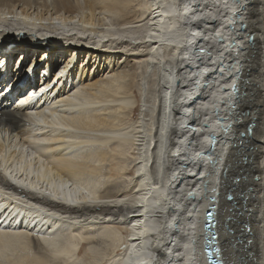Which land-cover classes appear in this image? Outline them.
I'll return each mask as SVG.
<instances>
[{
  "label": "bare ground",
  "instance_id": "obj_1",
  "mask_svg": "<svg viewBox=\"0 0 264 264\" xmlns=\"http://www.w3.org/2000/svg\"><path fill=\"white\" fill-rule=\"evenodd\" d=\"M242 2L0 0V136L23 146L0 140V264H40L33 246L50 264H208L214 205L223 263L264 264V0ZM146 82L161 107L147 143L114 110L137 93L146 121ZM114 158L130 191L105 178Z\"/></svg>",
  "mask_w": 264,
  "mask_h": 264
},
{
  "label": "rangeland",
  "instance_id": "obj_2",
  "mask_svg": "<svg viewBox=\"0 0 264 264\" xmlns=\"http://www.w3.org/2000/svg\"><path fill=\"white\" fill-rule=\"evenodd\" d=\"M76 1V0H75ZM83 2V1H82ZM133 12H134V10L132 11V16H133ZM130 15H131V13H130ZM136 15L134 14V17H135ZM140 24H143V23H139V24H136V25H140ZM26 37H29V36H26ZM17 45H18V43H17ZM16 49L17 48H14L13 50L14 51H16ZM45 50V49H44ZM93 50V49H92ZM94 52H97V51H95V50H93ZM37 58H38V61H40V59H41V57H40V54L39 55H37L36 56ZM21 58L22 57H19V53H17V54H14L13 55V59L11 60V64H12V62H13V60H16V63L19 61V60H21ZM32 58L33 57H31V59L30 60H28L27 62H25L24 64H23V70L25 71V68L26 67H28V65H29V63H31V60H32ZM68 58V57H67ZM133 58V57H132ZM81 59V64H83V60L85 59V62H84V66H86V65H88V64H93L94 63V60H92L91 61V63H90V60L88 61L87 59H88V57H81L80 58ZM69 60V59H68ZM103 62H104V60H103ZM164 61H162V63H163ZM165 63V62H164ZM163 63V64H164ZM10 64V65H11ZM60 64V63H59ZM95 64V63H94ZM22 65V64H21ZM12 66V65H11ZM61 66V65H60ZM94 66V65H93ZM13 67V66H12ZM62 67V66H61ZM58 67H56V69H57ZM42 69V65H40L39 64V68H37V70H36V73L37 72H39V74L38 75H36L37 77H39V75L40 76H42V72H40V71H43V70H41ZM88 71L89 72H92L93 71V67L92 66H89L88 68ZM9 70H10V68H9ZM141 72H143L142 70H139V73H141ZM42 73V74H41ZM151 73V75L148 77L149 79H152L153 80V78L155 79V73L153 72V71H151L150 72ZM107 73H105V75H106ZM158 75V74H157ZM0 76H1V74H0ZM16 78H17V76L15 75V74H12L11 75V80H13V79H15L14 81H13V83L16 81ZM26 79H28V78H26ZM40 79V78H39ZM21 80V79H20ZM20 80H18V81H20ZM2 83V81L0 82V84ZM14 84H17V83H14ZM12 86V85H11ZM10 86V87H11ZM4 89V90H3ZM143 91H142V94H144V98H145V101L147 102L148 100H150L151 99V101H152V103H153V101L156 99L157 100V96H158V93H157V95L155 96H151V92H150V87H149V83L148 82H146V84L145 85H143ZM0 90H2V91H0V98L2 99V96H3V98H6L7 97V95H6V93H8V91H7V89L5 88V86H2L1 85V87H0ZM145 92V93H144ZM150 93V94H149ZM35 94V93H34ZM44 94V92H42V95ZM129 94L135 99V103H136V106L132 109V110H124V109H122L120 106V108L118 107V106H116V105H118V104H116V103H110V104H107V103H104V104H102V105H98V107H97V112H99V114H104L105 116L107 115V112H102V111H104L105 110V108L107 107V106H116L117 107V109H116V107H115V111L117 112V114H118V112H119V114H118V116H119V121L121 122L122 121V124H125L126 122H127V124L126 125H131V127H133L136 131L135 132H141V136L142 137H144V139L146 140H144L146 143L148 142V140H152V138H153V136L155 135L154 133H156V130H154V129H156V127H155V125H156V121H157V118H158V115H159V113H160V111L159 110H161V107H160V104H159V101L157 100V101H154V103L152 104L151 103V105L150 106H148L149 108H148V115L150 116L149 118H147L146 119V121H145V119L143 120V116H141L140 117V115H138L139 113H138V109H139V105H140V100L142 101V104L141 105H143V99L142 98H139L138 97V94L136 93H134V92H129ZM45 95V94H44ZM148 95V96H147ZM21 96H23V94L21 95ZM21 96L17 99L16 97L15 98H13L12 99V101L13 102H11V104H12V106H14V107H16V106H19L20 104H21V101H22V99H20L21 98ZM21 101H20V100ZM37 99H39V97L37 98ZM20 101V102H17V101ZM16 101V102H15ZM20 103V104H19ZM156 103V104H155ZM14 104V105H13ZM107 105V106H106ZM144 105H145V102H144ZM143 105V106H144ZM158 105H159V107H158ZM11 106V107H12ZM102 106V107H101ZM138 106V107H137ZM154 106V107H153ZM100 107V108H99ZM99 109H101V110H99ZM103 109V110H102ZM107 109V108H106ZM106 111V110H105ZM146 111V112H147ZM101 112V113H100ZM125 112V113H124ZM150 112V113H149ZM122 113H124V115L122 114ZM152 115V116H151ZM103 116V115H102ZM121 116V117H120ZM104 117V116H103ZM139 119H140V121H139ZM124 120V121H123ZM143 122H142V121ZM139 121V122H138ZM142 122V123H141ZM147 122V123H146ZM149 122V123H148ZM130 123V124H129ZM140 123V124H139ZM153 123V124H152ZM152 124V125H151ZM133 125V126H132ZM151 125V126H150ZM136 126H138V127H140V128H138V127H136ZM155 128H154V127ZM27 127H29V125H27ZM31 128V127H30ZM36 129H38V127H36ZM153 129V130H152ZM152 130V131H151ZM153 131H154V133H153ZM2 136H0V140L5 144V145H7V146H11L13 149H15L16 147L19 149V146H20V148L21 147H23L22 146V143L20 144V142H18L19 141V138L18 137H12V135H8V133L6 132V133H3V134H1ZM150 138V139H149ZM16 139V140H15ZM14 140V141H13ZM12 143H13V145H12ZM15 144V145H14ZM24 147H26V148H23L24 150H26V154L28 153V151H29V153L27 154L29 157L28 158H30V160H34L35 161V159H36V154L34 155L33 154V149L31 148V146H24ZM112 148L113 147H108L107 148V152L110 154V152H112ZM135 148H137V146L135 147ZM29 149V150H28ZM131 149V148H130ZM130 149H129V152H132V151H130ZM136 150V149H135ZM151 150V149H150ZM34 155V156H33ZM32 156V157H31ZM132 156V155H131ZM117 158L116 159H118V160H116L115 161V158H114V160H111V159H109V160H106L105 162H103V173H104V175H105V178L107 177V179H109V177H111L113 174H114V172L113 171H111L110 169H111V164L113 163V161H114V163L115 162H120L121 160H120V157L121 158H125V157H123V156H116ZM128 157H130V155L128 156ZM1 159V158H0ZM7 159V158H6ZM141 159H142V157H141ZM143 160V159H142ZM130 161L131 160H129L128 161V163H127V171H125L126 173H127V176L125 175V176H123L121 179L119 178L118 179V177L116 176H113L112 178H110L109 180H113V182H110V183H117L118 181L120 182V186L122 187L123 185H124V187H126V189H128L127 191H130L131 190V188H132V186H131V184H129V183H132V185H133V182L132 181H130V180H132L133 178H132V176H130L129 175V172L132 170V168H133V165H129L130 164ZM6 162H7V164H9V162L6 160ZM110 164V165H109ZM150 164H151V162H149V167H150ZM110 174H112V175H110ZM130 174H132V172L130 173ZM130 176V177H129ZM127 177H128V179H127ZM118 180V181H117ZM126 180H129L128 181V183L127 184H129V185H125V184H123L121 181H126ZM116 181V182H115ZM153 181V180H152ZM162 181V179H160V182ZM123 185H122V184ZM107 185V184H106ZM134 185H135V182H134ZM106 187V186H105ZM121 190H123V191H125L126 189L125 188H120ZM108 191H110L111 189H107ZM0 191H1V189H0ZM1 195H6L5 193H1ZM50 228V227H49ZM62 229V228H61ZM59 230V228H57V231ZM55 231H56V229H55ZM54 231V232H55ZM33 246V245H32ZM37 248H34V246L31 248V250H30V253L31 254H33V257L35 258V256L37 255V256H39L40 257V261H41V263L40 264H43V262H42V260L44 261V259H46V258H43L44 256H42V258H41V255H40V250L38 251V249L36 250ZM36 250V251H35ZM82 252V251H81ZM44 255V254H43ZM36 256V257H37ZM39 257H37V258H39ZM37 258H35V259H37ZM46 260H48V259H46ZM46 262V263H45ZM8 264V263H7ZM44 264H50V263H48V261H44Z\"/></svg>",
  "mask_w": 264,
  "mask_h": 264
},
{
  "label": "water",
  "instance_id": "obj_3",
  "mask_svg": "<svg viewBox=\"0 0 264 264\" xmlns=\"http://www.w3.org/2000/svg\"><path fill=\"white\" fill-rule=\"evenodd\" d=\"M249 41L252 42V38ZM249 131H251V128L249 129ZM213 139L214 141L210 144V148L212 149L215 148L216 137H213ZM210 200L214 202L215 198L211 197ZM215 209H216L215 205L211 206L210 209L205 214L206 222L204 228L209 234L205 237L204 253L207 256L208 264H224L223 261L220 259V253H219L220 248L216 244L217 243L216 239L218 235L215 230V227L217 225Z\"/></svg>",
  "mask_w": 264,
  "mask_h": 264
},
{
  "label": "snow or ice",
  "instance_id": "obj_4",
  "mask_svg": "<svg viewBox=\"0 0 264 264\" xmlns=\"http://www.w3.org/2000/svg\"><path fill=\"white\" fill-rule=\"evenodd\" d=\"M206 2H207V0H206ZM249 7L255 8V7H257V5L249 3V0H243V2L240 4L241 13H247L248 10H249ZM259 15H260L259 13L254 12V13H252V18L253 19H258L259 18ZM262 35H264V33H262ZM41 123H43V121H41ZM61 127H63V126H61ZM259 143H260V146L261 147H264V133L261 134V138H260ZM261 164L264 165V161H261ZM86 202H92L91 197ZM77 203H78V201H77ZM141 234H143V233H141ZM139 264H148V261L147 260H141L139 262Z\"/></svg>",
  "mask_w": 264,
  "mask_h": 264
}]
</instances>
